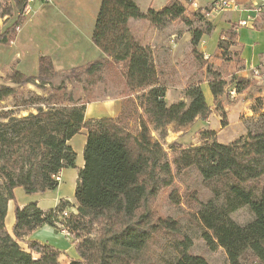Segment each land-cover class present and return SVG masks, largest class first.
<instances>
[{
  "label": "trees",
  "instance_id": "1",
  "mask_svg": "<svg viewBox=\"0 0 264 264\" xmlns=\"http://www.w3.org/2000/svg\"><path fill=\"white\" fill-rule=\"evenodd\" d=\"M98 1L91 42L102 56L71 68L70 73L77 79L82 74L94 78L104 68L115 67L130 93H144L138 101L127 98L116 117L86 119L85 105L71 95L63 102L56 97L50 106L38 105L36 113L21 117L14 116L11 110H0V264H61L57 249L30 239L32 232L42 226L57 230L58 223L74 234L71 241L76 257L68 264H131L132 252H138L156 232L178 230L176 220L155 217L148 208L161 188L173 183L172 166L177 173L194 168L203 181L222 188L213 199L201 203L196 214L208 247L223 249L229 264H242L245 256L264 264V94L254 99L251 109L255 116L246 135L223 143L209 140L212 130L203 131L199 144L179 147L169 161L151 132L157 131L162 138L169 124L181 128L196 119L205 120L211 109L196 84L185 89L187 101L166 102V87L159 82L152 49L132 35L128 21L145 19L154 26L175 20L190 24L186 7L181 0H168L159 9L142 12L137 0ZM12 3L17 16L0 32V45L15 39L25 18L27 0ZM11 8L4 5L0 16L10 15ZM238 27V22L230 23L220 32L219 49L241 46ZM212 28L207 23L205 29L192 31V52L196 57L199 58V40ZM55 75L50 57L42 55L36 75L19 70L9 73V83L0 85V102L14 94L15 86L35 82L50 85ZM247 81L236 77L234 88L245 89ZM225 85L223 78L214 76L208 83L212 103L219 110ZM128 104L130 107L125 108ZM221 112V125H225V114ZM133 119L138 122L136 132L129 128ZM80 133L85 135V142L83 165L74 190L75 212L61 217L69 206L64 200L47 210L39 208L36 201L15 205L8 231L5 219L8 203L14 200V189L21 187L26 194H33L58 187L60 172L76 167V153L67 143ZM171 198L178 204V196L172 193ZM242 206H247L253 215L244 225L230 216ZM175 249L178 257L173 264H209L204 257L190 252L191 240L187 237L178 240Z\"/></svg>",
  "mask_w": 264,
  "mask_h": 264
},
{
  "label": "rangeland",
  "instance_id": "2",
  "mask_svg": "<svg viewBox=\"0 0 264 264\" xmlns=\"http://www.w3.org/2000/svg\"><path fill=\"white\" fill-rule=\"evenodd\" d=\"M181 1L186 7L185 15L191 20L190 24H184L180 20L166 22L163 26H154L151 23L137 20L131 24L134 36L143 44L147 42L146 46L152 49L153 60L159 72V82L166 87V102L187 101L188 98L184 96L185 89L196 84L203 90L206 102L211 109L210 115L205 120L196 119L181 128L169 124L162 138L159 137L157 131L151 132V135L162 144L169 161L179 147L199 144L203 131L212 130L214 134L209 137V140L215 139L223 143L246 135L247 127L255 116L251 109L254 99L264 94L263 81L255 78L259 76L258 72L244 71L239 56V47L232 45L225 50L217 47L220 32L228 28L230 23H237L243 14L239 13L240 11L213 10L210 6L211 0ZM192 1H196L195 7L191 5ZM166 2L168 0H137L142 12L148 8L159 9ZM28 4V11H25V15L28 16L29 13L30 15L26 18L34 17V23H36L42 15L56 14L57 24L61 25L63 32L57 25L49 27L48 23L46 27H43L39 24V27L31 26L28 35L19 37L16 45H0V85L9 83L7 76L13 70H19L26 75H36L38 63L35 61L38 59V54L35 50L43 44H46L49 50L54 49V51L61 47L71 46L70 51L75 53L89 51L85 46L86 41L89 46L94 47L91 43L89 28L95 21L99 6L98 0H32ZM4 5H10L12 8L10 16H6L7 18L0 16V31L9 26L17 16L12 0H0V12ZM4 18L6 19L3 20ZM207 23L212 25V32L203 35L199 40L196 46L198 58L192 52L191 33L197 28L205 29ZM76 24L81 25L78 30H76ZM239 35L245 38L251 47L263 45L262 40L256 38L253 30L249 28L241 27ZM77 38L79 42H76ZM55 56L61 58V53L55 52ZM74 61L70 56L64 55L61 66L53 67L56 75L51 79L50 85L35 82V85L15 86L14 94L0 102V110H11L14 116L21 117L36 113L38 105L43 108L50 106L52 102H55L56 97L57 100L61 97L60 100L63 102L68 95H71L74 100H79L85 107L91 108V118L112 117L119 114L127 98L137 100L144 93L143 91L130 93L117 68L111 66L104 68L94 78L85 77L82 74L77 79L70 73L72 67L68 66ZM245 73L248 76H245ZM212 76L223 78L226 82L220 110L213 105L209 91L208 83ZM236 77L247 78L248 86L238 91L234 88ZM56 87L60 89L55 90ZM128 107H130L129 104L125 108ZM221 110L225 114V125H221ZM138 111L141 113V110ZM85 118L88 119L86 116ZM129 125L131 131L138 130V122L135 119L131 120ZM84 141L83 133L71 139L70 144L73 147L69 145L77 153L76 167L64 169L62 175L57 177L59 178L58 187L33 194H26L21 187L14 189V200L9 203V211L5 219L8 230H11L10 222L13 224L15 205L37 201L38 206L46 210L56 206L61 197L75 201L74 190L78 170L82 167ZM171 145H173L172 149ZM171 168L173 183L161 188L158 195L150 200L148 208L155 217H170L176 220L178 230L171 233L156 232L138 252H132L134 260L131 264H173L178 257L175 243L183 237L191 240L190 252L204 257L207 263L229 264L223 249L217 247L211 250L208 247L202 237L204 229L196 215L200 204L213 199L216 192L222 189L221 186L203 181L194 168L180 173L174 170L175 167ZM244 188L249 189L248 186ZM253 188L255 189L256 185H253ZM172 193L178 196V204L174 203L171 198ZM73 209L72 204L69 203L67 213L72 212ZM230 216L240 225L253 219L247 206L238 208ZM38 237L41 238V243L51 244L61 253L69 256L76 254L74 242L60 232L43 234L41 232ZM241 262L242 264H261L250 256H245Z\"/></svg>",
  "mask_w": 264,
  "mask_h": 264
},
{
  "label": "crops",
  "instance_id": "3",
  "mask_svg": "<svg viewBox=\"0 0 264 264\" xmlns=\"http://www.w3.org/2000/svg\"><path fill=\"white\" fill-rule=\"evenodd\" d=\"M237 2H238L239 6H240V9H241L239 13L243 14V17H241L239 20L246 19L247 15H251V14L253 15L254 14V16H255L254 24H252V26H246V28H249L250 30H253V34L255 35V37L258 38V39H261L262 42H263V45L260 44L258 46L257 45L252 46V47L249 46L247 44L245 38L240 37L239 30H240L241 27L240 26L238 27V29H237V39H238V42L241 43V46L239 47V53H240L239 56H240V59L242 60V66L244 68V71H249V72H251V71L256 72L257 71L259 76H255V78H259V79H261L263 81L264 80V8L262 9V11L260 13L255 12V8L257 7V5H260L262 2H264V0H237ZM234 12H236V11H234ZM29 15H30V13L28 14V16ZM6 16L8 17L10 15H3V17H6ZM28 16L25 15V18H24L21 26L17 30V34H16L15 39L8 44L9 46L16 45L17 42H19V37L21 38V37H25L26 35H28V30L30 29L31 26H38L39 27V24H41V26L46 27L47 24L49 23L50 24L49 27L51 25H53V26L57 25V26H59L60 31L63 32L62 28H61V25L57 24V19L58 18H56V14H47V15L45 14V15H42V17H40L38 19V21H36V23H34V21H35L34 17L26 18ZM6 18H4L3 20H5ZM136 20L138 22H148L145 19H129L128 27L130 29L129 31L132 33L133 36H134V34H133V31H131L132 30L131 24H132L133 21H136ZM50 21H52V22L50 23ZM136 24L138 25L140 23H136ZM93 25L91 24V26L89 28L90 39H91V32H92V29H93ZM75 26L77 28L76 30H78L81 27V25H78V24H76ZM3 30H1V31H3ZM243 30H245V29H243ZM136 39H138V38H136ZM77 41L79 42L78 38H77L76 42ZM146 44H147V42L144 43V45H146ZM4 46H6V45H4ZM85 46H86V48L89 49V51H84L85 53L84 52H80V51H78V53L72 52V51H70V49H72L71 46L69 48L68 47H61V48H58L56 51H54V49L49 50L48 46L46 44H43L41 47L36 48L35 51L38 54V59L42 55L49 56L51 61H52V64H53L54 68L60 67L61 64H62L61 63L62 57L64 55H68V56H70L72 58V60H75L74 62H72L68 66L74 68V67H78V66L84 65V64H86L88 62L94 61L95 59H99L102 56L100 51L95 46L94 47H92L91 45L89 46L87 41L85 42ZM55 52L61 53V56H60L61 58L56 57L55 56ZM69 53H70V55H69ZM76 55H78V56H76ZM79 57H81V58H79ZM35 59H36V57H35ZM38 59H36L37 60V61H35L36 63H38ZM246 73L244 75L248 76ZM84 114H85L86 117L91 118V108L89 106L85 107ZM117 115L118 114H116L115 116H112V117H116ZM74 137L75 136H73L71 139H73ZM71 139L68 141L67 144L71 143ZM76 155H77V153H76ZM81 165H83V161L81 162ZM77 167H79V166H77ZM63 172H64V169L60 172V175H62ZM58 200L59 201L60 200H64V201L67 200L68 203L72 204V206L74 208L73 211L75 212V201H69V199H66V197H61ZM58 202H57V204H58ZM9 203H8L7 214H8V211H9ZM37 205H38V203H37ZM19 206H23V205H19ZM42 210H44V209H42ZM7 214H6V216H7ZM10 223H11L10 224V229H11L12 222H10ZM8 231H10V230H8ZM41 232L43 234L45 232H53V233H55V232H58V231L54 230L53 227L45 225V226H42L39 229L35 230L34 232H32V234L30 235V239H34V240H37V241L41 242V238L38 237V234L41 233ZM74 257H76V254H74V256H71V255L69 256V255H66L65 253L59 252L58 261L61 264H68L69 261L72 258H74Z\"/></svg>",
  "mask_w": 264,
  "mask_h": 264
},
{
  "label": "built area",
  "instance_id": "4",
  "mask_svg": "<svg viewBox=\"0 0 264 264\" xmlns=\"http://www.w3.org/2000/svg\"><path fill=\"white\" fill-rule=\"evenodd\" d=\"M32 0H27V5L24 8V14L25 11H28V3L31 2ZM192 6H196V1H193ZM210 6L211 9L213 10H231V11H240V6L237 2V0H211L210 1ZM264 8V2H262L260 5H257L255 8V12L260 13L262 9ZM255 16L254 14L252 15H247L246 19H241L238 21V26L240 27H246V26H252L254 24ZM59 179V178H57ZM67 216V211L64 210L62 213L61 217ZM57 229L58 232H60L64 237L69 239L70 241L73 240L74 234L73 232L63 223H58L57 224Z\"/></svg>",
  "mask_w": 264,
  "mask_h": 264
}]
</instances>
